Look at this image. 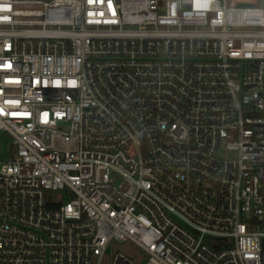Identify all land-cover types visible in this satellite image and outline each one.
<instances>
[{
	"label": "built area",
	"instance_id": "built-area-1",
	"mask_svg": "<svg viewBox=\"0 0 264 264\" xmlns=\"http://www.w3.org/2000/svg\"><path fill=\"white\" fill-rule=\"evenodd\" d=\"M0 132V264H264L258 0H0Z\"/></svg>",
	"mask_w": 264,
	"mask_h": 264
},
{
	"label": "rangeland",
	"instance_id": "rangeland-1",
	"mask_svg": "<svg viewBox=\"0 0 264 264\" xmlns=\"http://www.w3.org/2000/svg\"><path fill=\"white\" fill-rule=\"evenodd\" d=\"M258 3L264 7V0H258ZM12 139L9 135L0 132V159H9L11 156V145ZM223 158H231L232 155L229 153H223ZM117 253H122L133 260L136 264H147L149 256L145 251L138 247L133 242H117L114 241L107 253V257L116 255ZM107 262V260H106Z\"/></svg>",
	"mask_w": 264,
	"mask_h": 264
},
{
	"label": "water",
	"instance_id": "water-1",
	"mask_svg": "<svg viewBox=\"0 0 264 264\" xmlns=\"http://www.w3.org/2000/svg\"><path fill=\"white\" fill-rule=\"evenodd\" d=\"M235 3H240V4H255L256 0H234Z\"/></svg>",
	"mask_w": 264,
	"mask_h": 264
}]
</instances>
